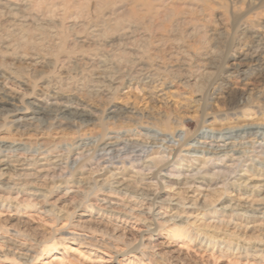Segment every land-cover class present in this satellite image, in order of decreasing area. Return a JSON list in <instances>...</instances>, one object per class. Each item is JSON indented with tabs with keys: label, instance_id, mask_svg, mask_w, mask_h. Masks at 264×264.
<instances>
[{
	"label": "clouds",
	"instance_id": "obj_1",
	"mask_svg": "<svg viewBox=\"0 0 264 264\" xmlns=\"http://www.w3.org/2000/svg\"><path fill=\"white\" fill-rule=\"evenodd\" d=\"M185 247L264 264V0H0V264Z\"/></svg>",
	"mask_w": 264,
	"mask_h": 264
},
{
	"label": "rangeland",
	"instance_id": "obj_2",
	"mask_svg": "<svg viewBox=\"0 0 264 264\" xmlns=\"http://www.w3.org/2000/svg\"><path fill=\"white\" fill-rule=\"evenodd\" d=\"M174 102L177 105H179L180 103L179 99H176ZM25 219H27V217H25ZM16 220L17 218L13 217L10 223H15ZM41 220V217L34 218L32 220L33 226L39 225ZM183 250L191 253L198 261L201 262V264H203L204 260L208 259L205 254L193 251L192 249L185 247ZM62 252L63 250L61 249L60 251L54 252L51 257H47L46 259L48 261V264H65V256L62 255ZM72 255H76V253L74 252L72 253ZM84 255L87 258L84 260L83 264H108V256L104 252L96 253L94 256H87V253H85ZM209 264H229V262L213 257L209 261Z\"/></svg>",
	"mask_w": 264,
	"mask_h": 264
}]
</instances>
